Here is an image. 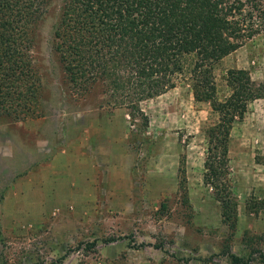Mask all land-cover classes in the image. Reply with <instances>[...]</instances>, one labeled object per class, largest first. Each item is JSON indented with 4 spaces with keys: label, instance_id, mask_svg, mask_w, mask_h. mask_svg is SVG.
<instances>
[{
    "label": "rangeland",
    "instance_id": "obj_1",
    "mask_svg": "<svg viewBox=\"0 0 264 264\" xmlns=\"http://www.w3.org/2000/svg\"><path fill=\"white\" fill-rule=\"evenodd\" d=\"M61 5L55 0L35 29L41 115L0 125V264H234L231 254L264 264V98L251 102L232 129L236 214L228 219L204 183L206 131L219 113L201 101L182 116L186 93L193 92L189 74L177 77L175 96L161 98L183 94L178 112L164 101L150 105L148 160L138 153L127 170L97 149L100 121L108 124L116 111H127L129 139L137 141L142 120L105 103L99 87L69 97L64 92L68 81L52 42ZM232 68L264 81V30L215 65L218 100L231 94ZM177 138L191 145L178 156V172L176 157L157 154Z\"/></svg>",
    "mask_w": 264,
    "mask_h": 264
},
{
    "label": "trees",
    "instance_id": "obj_2",
    "mask_svg": "<svg viewBox=\"0 0 264 264\" xmlns=\"http://www.w3.org/2000/svg\"><path fill=\"white\" fill-rule=\"evenodd\" d=\"M54 1L0 0V125L42 113L35 29ZM61 2L52 42L68 97L99 87L105 103L132 110L143 130L149 117L141 102L174 88L179 75H190L195 100L210 102L219 113V121L206 131L204 183L214 189L226 217L234 218L231 133L248 105L264 98V81L254 80L247 69L232 68L227 75L231 94L221 101L214 67L264 30V0ZM230 257L234 264L251 263L236 254Z\"/></svg>",
    "mask_w": 264,
    "mask_h": 264
},
{
    "label": "crops",
    "instance_id": "obj_3",
    "mask_svg": "<svg viewBox=\"0 0 264 264\" xmlns=\"http://www.w3.org/2000/svg\"><path fill=\"white\" fill-rule=\"evenodd\" d=\"M177 89H178V87H174L162 95H159V96H156L153 98H149V99L141 102L140 106H141L142 110L149 117V125L152 124V122H153L152 108L150 106L153 101H155V103H160V101H164V104H168L170 106L169 107L170 110L175 109V111L173 113L178 112V110L180 109V107L178 105L179 102L182 105H184V102H183L184 95L183 94H181V96L179 98H176L174 101H173L174 98L172 100H170L169 102H167V101L165 102L166 99L161 100V98H163L165 95L173 94V96H175ZM186 96L188 97V100H187L188 105H184L185 106L184 110H188V111L186 113H184L182 116H185V115L189 116L191 106L194 107V106H196L197 103H200V102L195 100L192 91L186 93ZM126 117L130 118V115L128 114L127 111H125V113L122 111H116L113 114L112 120H110V122L108 124L102 125L101 121L97 124V127L99 129L98 134L100 136L97 149L104 150L108 154L109 159L114 161L113 165L115 164V167L127 166V170L128 169L130 170V168L133 165L138 153L143 155L142 161L148 160L149 154H151V151H152L149 148H153V146H150V143L148 142L147 137L145 136L147 134V132L149 131V125L140 131V132H142V134L140 135V137L137 141L136 140L132 141L129 139L132 129L128 128V125H127L128 121H126ZM181 121L184 122V120H182V118L180 119V121H175V123L173 124V127H175L176 123L181 122ZM131 124H132V122H131ZM108 125H109V127L105 128ZM109 133L111 135V138L104 140L103 139L104 135H109ZM181 142H183V141L180 140L179 138H177L175 140H172V142H171L173 144L172 147H170V145H163L162 144V146L160 147V149L157 153V154H162L165 157H168L171 155L176 157V165H175L176 172H178V170H180L179 169L180 166L178 165V162L179 163L181 162V159L178 160V156H180V152H182L185 155H186V153L187 154L190 153L188 148L191 145L184 146V144ZM151 162H152V160H150L148 162V164H150ZM148 164H147V166H148Z\"/></svg>",
    "mask_w": 264,
    "mask_h": 264
}]
</instances>
